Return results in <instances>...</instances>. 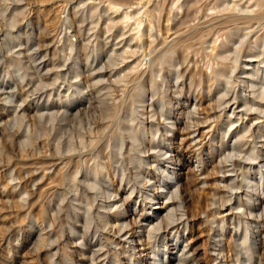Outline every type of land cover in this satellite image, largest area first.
<instances>
[{
  "label": "rangeland",
  "instance_id": "rangeland-1",
  "mask_svg": "<svg viewBox=\"0 0 264 264\" xmlns=\"http://www.w3.org/2000/svg\"><path fill=\"white\" fill-rule=\"evenodd\" d=\"M259 1L0 0V264H264Z\"/></svg>",
  "mask_w": 264,
  "mask_h": 264
},
{
  "label": "bare ground",
  "instance_id": "bare-ground-1",
  "mask_svg": "<svg viewBox=\"0 0 264 264\" xmlns=\"http://www.w3.org/2000/svg\"><path fill=\"white\" fill-rule=\"evenodd\" d=\"M258 2H260L259 0H258ZM264 8V7H263ZM114 10V9H113ZM254 16V15H253ZM226 17V16H225ZM237 18V17H236ZM239 20H240V18H238ZM232 20L233 19H231L230 20V22H232ZM253 20V19H252ZM242 21H243V19H242ZM246 21V20H245ZM252 22V21H251ZM238 24V23H237ZM255 26V25H254ZM230 27V26H229ZM233 27H235V26H233ZM242 27V26H241ZM235 30V29H234ZM201 32V31H200ZM228 32H230V31H228ZM235 32L237 33V31H232V32H230V33H228V37H231V36H234V34H235ZM189 34V33H188ZM196 38V37H195ZM262 42H264V39H262ZM183 51V50H182ZM172 56H173V50L172 49H170V50H167V51H165V52H163L159 57H157V59H156V61H155V64L157 65V64H160V63H162V62H169L170 61V59L172 58ZM16 65V64H15ZM135 70V69H134ZM175 73V72H174ZM140 86V85H139ZM141 93H142V88L140 87V89H139V96L138 97H140V95H141ZM263 176V175H262ZM262 179V178H261ZM263 194H264V190H263ZM249 198H250V196H249ZM242 244H243V246L244 247H246V256L247 257H252L253 256V254L255 253V242H253V244H252V246H251V248L249 247V241L247 240V238H243L242 239Z\"/></svg>",
  "mask_w": 264,
  "mask_h": 264
}]
</instances>
